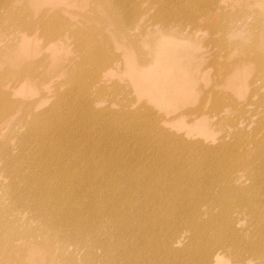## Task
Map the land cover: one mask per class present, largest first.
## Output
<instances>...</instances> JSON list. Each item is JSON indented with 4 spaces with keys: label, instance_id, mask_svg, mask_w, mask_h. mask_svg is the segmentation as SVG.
<instances>
[{
    "label": "bare ground",
    "instance_id": "6f19581e",
    "mask_svg": "<svg viewBox=\"0 0 264 264\" xmlns=\"http://www.w3.org/2000/svg\"><path fill=\"white\" fill-rule=\"evenodd\" d=\"M46 1L54 6L38 4L28 8L33 11L29 13L23 5L17 7L22 0H0V67L12 63L23 67L0 74V135L16 132V146L0 151V264H264V84L254 87L264 82V56L251 57L256 67L248 84L255 101L239 105L215 93L209 101L206 95L212 104L202 124L210 119L227 126L222 134L229 137L228 143L220 147H230L228 151L216 149L206 155L198 142L178 138L169 144L166 127L151 122L150 137L140 129L133 132L141 147L142 141L152 140L154 150L168 147L174 157L155 152L147 167L136 170L132 165L136 158L128 149L114 147L125 143L123 135L117 133L107 142L106 134L115 129L93 106L111 97L103 81L119 64L127 68L136 88L179 97L173 86L155 81L157 75L171 79L170 69L154 67L146 74L126 65L121 56L101 57L90 24L95 8L84 11L86 0ZM95 2L111 18L122 17L111 24L129 40L130 28L142 22L159 38L153 56L166 54L167 59L169 47L154 26L157 21L169 30L181 29L182 22H191L196 14L204 23L216 17L221 6L230 8L228 0H193L189 8L181 0ZM60 3L81 12L60 10L56 6ZM152 7L155 11L149 13ZM222 10L224 23L217 30L230 39L239 34L231 24L247 14ZM169 14L178 19L170 20ZM222 37L218 43L224 46ZM35 40L45 41L37 50L46 51L41 57L51 62L45 72L36 71L39 61L31 69L24 62L27 42ZM131 43L138 47L136 41ZM62 57L66 63H56ZM49 67L55 76L64 74L69 87L50 107L39 108L42 101H27L22 88L34 91L44 85ZM20 82L19 89L9 90ZM17 91L21 97L15 101L11 96ZM75 124L83 128L78 130ZM90 130L98 133L96 140ZM99 142L107 145L104 152L93 148ZM186 146L197 151L190 153ZM138 163L146 161L139 157ZM24 211L32 217L17 215ZM17 216L23 219L22 227L30 226L16 228Z\"/></svg>",
    "mask_w": 264,
    "mask_h": 264
},
{
    "label": "rangeland",
    "instance_id": "374dc122",
    "mask_svg": "<svg viewBox=\"0 0 264 264\" xmlns=\"http://www.w3.org/2000/svg\"><path fill=\"white\" fill-rule=\"evenodd\" d=\"M192 1L181 0V3L186 8H189ZM228 1L230 3L229 9L221 6L218 9L217 16L209 17L208 21L204 23L200 22L201 17L196 14V17L191 22L184 20L182 22L184 26L181 29L175 28L169 30L168 26H166L167 24L163 25L156 20L157 25L154 26L160 29L161 36L164 37L165 43L169 47L168 59L166 58V54L157 58L153 56V49L159 43V38L156 39L157 34L151 35L150 30L146 31L145 25L142 22L141 25L132 26L129 30L131 35H133L130 38L138 44V47L133 46L131 39L129 40L114 24H111L112 22L120 23L121 16L111 18L104 12L103 8L97 6L95 0H86L85 5L83 4L84 11L95 8V13L91 14L94 19L91 20L90 24L96 33L95 44L100 46L97 53L101 57H104L103 54L109 56L108 58L110 59H118L121 56L126 65H131L136 71L142 70L146 74L154 67H167L170 69L169 76L171 79L161 78L157 75L154 76L156 77L155 81L159 84H169L181 93L179 97H169L166 95V97H163L162 95H151L144 89H138L131 84L127 74L129 71H127V68L123 69L124 66H121V64L113 68L114 74L105 77L106 79L103 82L106 84L105 87L112 92V95H110L111 97H105L103 101L97 102L93 107L100 112H104L103 117L107 122L111 121V127L115 129L114 132L106 134L105 138L107 142H112L117 133L123 135L125 143L120 142V145L116 144L114 147L124 146L128 149L131 158H136L132 164L134 169L139 170L147 167L149 165L148 162L150 163L151 161V156L155 152H159L168 158L174 157V153L169 151L168 147L158 146L159 150H154L151 147L154 144L152 140L142 141L145 144L141 147L139 135H135L133 132L140 129V133L150 137L151 132H149L147 124L151 122L166 127L167 133L171 134L168 137L169 144L174 143L177 140L176 138L189 143L198 142L200 148H206V150L202 151L206 155L209 152L216 153V149L218 151L223 150V148H226V151L229 150L230 147H220L223 143H228L229 137L222 134L224 128L227 126L224 124H213L209 118V123L207 120L204 124L202 123L207 111L210 112L209 106L212 103L209 101L212 99L214 93L225 96L226 100L239 105L249 100L253 102L257 99L256 95L251 94V85L248 84V81L251 80L254 68L256 67V63H253L251 57L258 58L264 56V0ZM38 4L39 7L42 5V8L43 6H54L46 0H22V4H18L17 7L19 8L20 5H23L24 11L32 13L33 11L30 9H36ZM56 6L60 10L81 12L73 5L67 3H60ZM131 7L132 4H128V8ZM205 7L206 5H203L200 9L204 10ZM222 8L226 9L225 12H230L229 14L231 15L235 12L247 14L245 19L239 21L238 16V20H235L231 24L232 28L237 26L239 34H233L230 39H227L224 34L227 40L217 30L224 23ZM154 11L155 9L152 7L149 13H153ZM164 13L166 12L164 11ZM220 13L223 14L220 15ZM218 16L219 18L217 19ZM168 18L176 21L178 15L172 14ZM146 21H148V24H154L153 21L152 23L149 20ZM174 24L172 23V25ZM256 25L258 28L251 27H255ZM196 27L198 28L197 31L193 29ZM221 37L225 41L224 46L218 43ZM1 39L2 36H0ZM27 43L28 51L24 55L28 60L24 61L26 66L31 69L32 65L36 61H39L40 64L36 67V71L45 72V65L51 62L43 60L41 57L43 54H46V51L37 54V50L44 45L45 41L35 40L28 41ZM59 51L61 52L62 50L60 49ZM56 63L62 65L66 63V60L62 57ZM22 68L20 64L17 66L16 63L4 64L0 67V74H3L4 70L14 72ZM48 69L51 72L46 77L45 81H48L44 85L38 86L34 91L28 90L27 86L22 88V91L27 94V101H42L39 108L50 107L58 98L59 93H63L69 87L64 74L55 76L52 67ZM228 72L231 74L230 77H227ZM153 74L156 73L153 72ZM226 82H230V85ZM22 83L26 84V81ZM22 83L15 84L9 90L19 89ZM261 83L264 84L261 81L256 82L254 87L258 88ZM236 84H238V87ZM208 94L209 101L207 103L206 95ZM11 97L16 101L21 96L17 91ZM250 107L248 106V110L251 109ZM114 112L117 115H114ZM182 114L185 116L184 118L181 117ZM81 126L76 125V128L81 130L83 128ZM91 130L89 133L96 140L98 133L94 132L92 134ZM11 131V133L7 131V134L0 135V151L7 149L10 151L13 146H16V132L15 130ZM227 131L228 129H225V132ZM250 131L251 126L249 125L248 132ZM106 147L107 145L105 146L102 142L94 143L93 146L95 149H103V152ZM110 147L112 146L109 145L105 154ZM186 148L190 153L197 151L192 146H186ZM139 157L143 161H146V163H143L145 164L144 167H141L143 164L138 163ZM200 181L203 183L205 179L200 177ZM14 213L18 212L14 211ZM17 215L20 217L24 215L28 219L32 217L26 211ZM22 220L20 218L17 220V223H15L16 228L22 229L23 227L30 226L31 223H23L22 227V224H20ZM1 260L0 258V262ZM24 264L27 263L25 262ZM28 264L31 263L28 262Z\"/></svg>",
    "mask_w": 264,
    "mask_h": 264
}]
</instances>
